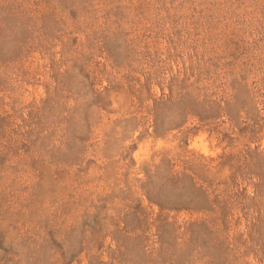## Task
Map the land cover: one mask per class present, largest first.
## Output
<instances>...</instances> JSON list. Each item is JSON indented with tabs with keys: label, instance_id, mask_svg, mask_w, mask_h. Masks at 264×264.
Listing matches in <instances>:
<instances>
[{
	"label": "rangeland",
	"instance_id": "obj_1",
	"mask_svg": "<svg viewBox=\"0 0 264 264\" xmlns=\"http://www.w3.org/2000/svg\"><path fill=\"white\" fill-rule=\"evenodd\" d=\"M0 264H264V0H0Z\"/></svg>",
	"mask_w": 264,
	"mask_h": 264
}]
</instances>
